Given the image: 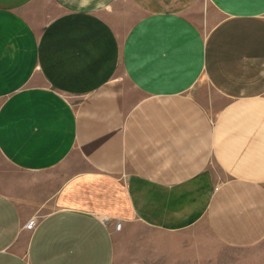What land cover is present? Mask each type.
I'll return each mask as SVG.
<instances>
[{"label": "crops", "instance_id": "crops-1", "mask_svg": "<svg viewBox=\"0 0 264 264\" xmlns=\"http://www.w3.org/2000/svg\"><path fill=\"white\" fill-rule=\"evenodd\" d=\"M199 1L0 0V264H264V0Z\"/></svg>", "mask_w": 264, "mask_h": 264}, {"label": "rangeland", "instance_id": "rangeland-1", "mask_svg": "<svg viewBox=\"0 0 264 264\" xmlns=\"http://www.w3.org/2000/svg\"><path fill=\"white\" fill-rule=\"evenodd\" d=\"M205 11L213 13L209 1L200 0L198 4V18H201L202 12L205 13ZM207 89L210 91V87H206L204 90ZM0 167H7L1 158ZM49 210L50 206L48 205L33 217L27 223H33V227H29V229L33 230L38 221ZM112 231L116 242L115 264H194L184 258L178 257L176 253L178 249L183 244L190 243L191 239L213 237L204 221L199 222L197 226L190 229L172 234L157 232L147 228L138 221L114 223ZM172 253H175V255Z\"/></svg>", "mask_w": 264, "mask_h": 264}, {"label": "built area", "instance_id": "built-area-1", "mask_svg": "<svg viewBox=\"0 0 264 264\" xmlns=\"http://www.w3.org/2000/svg\"><path fill=\"white\" fill-rule=\"evenodd\" d=\"M28 228L30 227V228H32L33 227V223H29V224H27L26 225Z\"/></svg>", "mask_w": 264, "mask_h": 264}]
</instances>
